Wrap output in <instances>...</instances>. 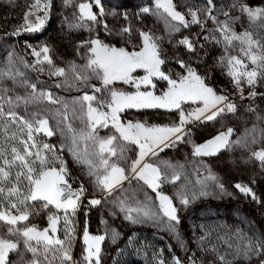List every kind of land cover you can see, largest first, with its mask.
<instances>
[{
    "label": "rangeland",
    "instance_id": "374dc122",
    "mask_svg": "<svg viewBox=\"0 0 264 264\" xmlns=\"http://www.w3.org/2000/svg\"><path fill=\"white\" fill-rule=\"evenodd\" d=\"M35 3L36 0H0V97H3L0 104L5 113L15 111L18 117L33 123L34 129L38 127L37 119H47L53 135L33 130V141H28V130L19 120L12 123L7 115L0 117V167L10 173L8 180L0 182V187L5 193L14 185L22 193L28 192V181L23 177L19 182L16 180V174L22 170L19 162L12 166L5 164V160L13 158V147L23 154L21 141H27L29 145L36 144L30 149L33 153L40 151L46 159L44 170L65 167L67 186L73 192L83 187L84 192L75 212L57 209L54 205L44 207L46 202L42 200L20 204L23 195L0 194V211L17 216L28 214L27 220L16 225L0 221V238L18 245L17 251L9 253V264H31L33 260L38 264H88L83 259L85 227L90 235L105 237L101 242L100 264H131V261L134 264H175V259L181 264H224V261L261 264L264 252L245 256L244 251L250 238L264 240V165L253 155L264 150V76L258 75L255 85L241 78L237 87L227 74L226 61L234 56L242 61L240 71L261 72L259 62L253 64L250 55L264 56V17L251 19L241 6L264 7V0H213L210 16L203 11L208 7L207 0H173L175 10L185 16L188 27L172 21L162 9H157L156 0H100L99 4L96 0H40L41 5H48L40 10L33 7ZM81 4L90 5L97 18L95 21L81 17ZM145 7L150 9L148 13L141 11ZM191 11L197 12L199 23H191ZM29 12L35 13L28 16L32 24L47 13L39 31L24 30L25 14ZM225 24L227 33L221 30ZM124 28L129 31L124 32ZM141 32L151 35L158 44L161 58L165 60L162 71L179 80L187 74L178 63L183 61L205 78L217 94L227 96L237 110L224 112L211 121L193 119L183 126L180 141L169 147L161 145L163 150L156 149V155H147L143 163L152 164L161 173L155 191L131 172L139 147L123 140L111 120L107 127L98 125L93 133L98 139L115 137L116 154L104 153V157L109 165L125 169L128 177L109 193L99 186L96 175H89V166L78 162L73 153L83 154L87 149L99 165V158L94 155L99 151L98 141L81 139V133L91 131L88 104L107 112L111 90L134 94L137 88L132 82L119 80L104 87L96 73L86 67L89 60L95 58L90 51V41L98 39L110 47L139 51L143 46ZM245 33L254 41L251 49L246 41L232 40L229 44L226 39L232 34ZM184 38L193 44V50L189 51L180 43ZM44 47L49 49L52 64L43 60L42 52L39 57L33 55ZM57 68L64 69L65 75H52ZM8 72L14 78L3 75ZM145 74L143 69H136L132 76L140 79ZM76 75H88L89 79L76 80ZM152 84L155 87L141 84L139 91H151L160 96L168 89L167 81L155 77ZM31 85H36L35 91ZM96 88L101 91L96 92ZM253 91L257 95L249 96ZM85 94L96 99L86 102L82 99ZM49 95L56 103L47 99ZM16 97L22 99L17 101ZM9 99L11 104L7 103ZM25 99L30 102L25 103ZM202 106L200 101H187L180 110L127 108L118 116L124 125L139 122L146 126H173L179 124L181 110L187 114ZM229 128L233 129L229 144L216 155L193 154L195 145L204 144ZM45 144L50 148L44 149ZM29 160H35V156ZM32 166L37 173L42 167L39 161ZM97 171L104 174L102 166ZM237 184L248 187L251 193L241 192ZM157 193L172 201L179 224L164 216ZM185 198L187 205L182 203ZM92 199H99L101 203L92 206L89 203ZM10 203H17L18 207L11 208ZM144 212L149 215L145 216ZM53 215L59 218L54 234L49 229V217ZM129 216L132 219H128ZM27 227L38 231L49 229L50 236L64 241L72 260L62 259L59 245L49 246L46 252L42 243L30 241L37 252L28 251L25 238L19 234Z\"/></svg>",
    "mask_w": 264,
    "mask_h": 264
},
{
    "label": "snow or ice",
    "instance_id": "6c2138e0",
    "mask_svg": "<svg viewBox=\"0 0 264 264\" xmlns=\"http://www.w3.org/2000/svg\"><path fill=\"white\" fill-rule=\"evenodd\" d=\"M100 0H96L99 4ZM208 7L203 9L207 14H211L213 10V0H207ZM34 8L40 10L41 8L46 9L47 4H40V0H36ZM82 18H87L88 20L95 21L97 18L92 13L91 7L88 4H81L79 6ZM156 8L162 9L172 21H177L188 27V23L185 21V16L179 11L175 10L173 5V0H156ZM241 10L246 12L251 19H257L264 17V7H248L241 6ZM103 11V9H101ZM142 12L148 13L149 8L145 7L141 9ZM34 12H29L25 14V31L36 32L39 31L45 23L47 18V13H45L44 18L37 17V22L32 24L28 20V16L34 15ZM190 15L192 17L191 23L196 24L200 21L197 19V12L191 11ZM227 15V13H225ZM215 19V17H211ZM178 31V29H176ZM222 31L228 32L227 24L223 25ZM124 32H128V28L123 29ZM142 44L143 46L139 51H126L124 48L110 47L109 45L103 44L98 39H93L90 41L91 49L90 51L94 55V59H90L87 68L92 69L94 73L101 79L102 85L107 87L112 84L113 81H123L124 83L132 82L134 83L137 91L134 94H126L124 92H117L111 90V103L107 105L109 111H99L97 108L92 107L91 103L88 104L87 109V119L88 127L91 131L87 134L81 133V139L98 141L99 151L94 153L96 157L99 158V165L91 158L90 154L85 149L84 153L74 151V156L77 161L89 166V175H96L97 183L106 192H111L116 186H118L123 180L128 177L125 174V169L117 166L116 164L109 165L108 159L104 157V153H109L110 155L116 154V149L113 147V141L115 137H109L107 139H98L93 133L96 127L103 126L107 127L109 120L112 122V126L115 127L116 131L119 132L120 137L129 141L132 144H136L139 147V153L137 159L132 162L131 172L136 178L142 180L148 187L155 191L159 187V181L161 180V173L159 168L154 167L150 163H143L144 158L149 155H156V149L163 150V147H169L174 145L176 141H180L184 135V125L189 123L191 120H214L216 117L224 112L235 113L237 106L234 103L228 101V97L225 95L217 94V92L205 82V78L201 77L197 72L186 65L183 61H178L180 66L186 70V75L180 76L179 80L173 79L169 74L162 71L161 66L165 63V60L161 58L158 44L154 41V38L148 33L141 32ZM205 39H208L205 37ZM229 44L232 40L246 41L248 48L251 49L254 45V41L251 36L247 33L242 36H237L232 34L231 36H226ZM181 44L186 45L188 50H193V44L188 38H184L180 41ZM43 55V60L48 64H52L49 59L48 53L49 49L44 47L40 52H33L34 56L39 57ZM251 62L257 64L259 62V67L261 72L256 70L251 71H240L242 67V61L237 57H229L226 61L229 66L228 75L233 78L234 83L239 87L241 78H246L249 85H255L257 82L258 75L264 76V56H257L254 54L250 55ZM39 62V61H38ZM99 69L100 72H96ZM136 69H143L145 75L140 79H135L132 73ZM102 73V75H100ZM3 75L12 77L11 72L4 73ZM20 75V73H16ZM52 75L64 76L65 70L62 68H57ZM155 77L159 80L167 81L168 89L163 93V95H154L151 91H139L140 85H152V78ZM14 78V77H12ZM76 80L87 81L89 79L88 75H76ZM59 86V85H58ZM33 91H35L36 85H31ZM96 92H100L101 88H96ZM43 95V94H42ZM256 92H250L249 96L255 97ZM3 97H0L2 100ZM21 97H16L19 101ZM35 99V97H34ZM47 99L53 103L55 100L49 95ZM86 102H91L96 99L95 96L85 94L82 98ZM196 101L202 102V107H198L194 112H189L185 114L184 111H180V122L178 125L173 126H146L144 123H128L124 125L120 122L118 113L124 111L127 108H137V109H167L169 111L176 109L180 110L181 105L184 102ZM30 102L25 99V103ZM8 104L12 101L9 99ZM7 115L11 118V122L15 123L19 120V123L23 125L24 128L28 130V141H33L32 132H43L48 136L53 135V131L48 127L47 119H37L35 123L38 127H35L33 123L24 119L23 117H18L17 113L13 110H9L5 113L3 105L0 104V117ZM35 119V114H34ZM64 119H67L65 115ZM23 131V128L21 129ZM233 129L229 128L227 132H221L212 139L206 141L204 144L194 146L195 156H209L216 155L222 148L229 144V136L232 134ZM23 143V154L17 150V148H12L13 158L11 161L5 160V164L12 166L16 162H19L21 171L16 174V180L19 182L21 177L28 181V192L22 193L21 189L14 185L13 187L5 189L0 187V194H6L8 197H20L23 195V199L19 200L20 204L25 203V201H36L42 200L46 203L44 207L48 205H54L57 209H64L65 211L71 209L73 212L78 207V202L83 195L84 189L81 187L79 190L73 192L68 185L65 176L67 170L65 167L61 166L59 169L50 168L47 170L43 169V166L47 163L46 159L41 155L40 151L33 153L30 149L35 148L36 144L33 142L31 145L27 141H21ZM76 143L75 137L73 138V144ZM255 143V140H253ZM44 149H49L50 145H43ZM253 155L258 159L262 165H264V150L254 152ZM35 156V160H29L30 157ZM35 161H39L41 164V170L37 173V170L32 166ZM103 167L104 174H99L97 169ZM26 169V171H24ZM10 173L5 170L4 167H0V182L6 181L9 178ZM178 177H174L177 179ZM215 179V177H213ZM67 186V187H64ZM223 189V185H220ZM236 187L245 194H250L251 190L240 184ZM160 200V210L163 212L170 221H175L179 224V218L177 216V209L173 206L172 201L169 197L157 193ZM92 206L99 205L101 201L99 199H92L89 201ZM182 203L187 205L188 200L185 198ZM11 208H17V203H10ZM133 209H129V212ZM145 216H148V212H144ZM28 219L27 213H22L21 215H10L7 212L0 211V221H5L9 225H16L20 221ZM58 217L55 215L49 217V229L54 234L56 232V224ZM128 219H132L131 216ZM49 229H44L43 231H38L35 227H27L19 234L22 235L24 239V245L27 247L28 251L32 253L37 252V248L33 247L30 241H36L38 244L44 245V250L47 252L49 246L59 245L62 251V259L65 261H71L72 257L70 255L69 249L64 247V241L60 239H54L49 235ZM175 231V227H172ZM13 231V229H9ZM105 240L103 235H90L87 227H85L83 233V241L85 244V255L83 259L92 264L93 259H95V264H100V253H101V242ZM181 246H183L181 244ZM17 243L9 240L0 238V264H9V253L17 251ZM264 252V240H258L255 238H250L249 242L245 245L244 255L247 256L249 253H259ZM224 260V257H221ZM31 264H38L36 260L31 261ZM175 264H181L179 259H175ZM224 264H231V261H224ZM261 264H264V260H261Z\"/></svg>",
    "mask_w": 264,
    "mask_h": 264
},
{
    "label": "trees",
    "instance_id": "16d2710c",
    "mask_svg": "<svg viewBox=\"0 0 264 264\" xmlns=\"http://www.w3.org/2000/svg\"><path fill=\"white\" fill-rule=\"evenodd\" d=\"M131 264H134V262L131 261ZM135 264H136V263H135ZM165 264H173V263L166 262Z\"/></svg>",
    "mask_w": 264,
    "mask_h": 264
}]
</instances>
